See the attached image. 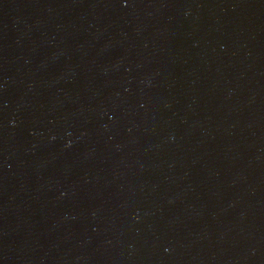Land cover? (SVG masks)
<instances>
[{
	"label": "water",
	"instance_id": "1",
	"mask_svg": "<svg viewBox=\"0 0 264 264\" xmlns=\"http://www.w3.org/2000/svg\"><path fill=\"white\" fill-rule=\"evenodd\" d=\"M0 264H264V0H0Z\"/></svg>",
	"mask_w": 264,
	"mask_h": 264
}]
</instances>
